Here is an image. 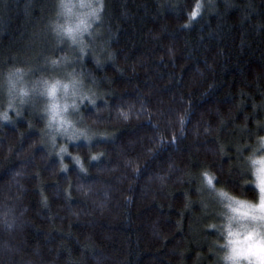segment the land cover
I'll use <instances>...</instances> for the list:
<instances>
[{"label": "clouds", "instance_id": "9594fccd", "mask_svg": "<svg viewBox=\"0 0 264 264\" xmlns=\"http://www.w3.org/2000/svg\"><path fill=\"white\" fill-rule=\"evenodd\" d=\"M110 4L54 0L44 25L53 53L0 70V264H125L76 232L95 244L100 221L131 209L135 194L154 201L185 184L206 219L213 264H264V100L233 123L231 143L221 139L234 109L207 103L214 64L201 67L183 47L218 30L230 36L243 57L237 95H250L264 81V0H137L115 21ZM137 20L129 39L124 25ZM178 57L192 64L187 85L182 73H163ZM230 149L238 186L221 166Z\"/></svg>", "mask_w": 264, "mask_h": 264}, {"label": "trees", "instance_id": "16d2710c", "mask_svg": "<svg viewBox=\"0 0 264 264\" xmlns=\"http://www.w3.org/2000/svg\"><path fill=\"white\" fill-rule=\"evenodd\" d=\"M53 3L54 0H0V70L8 65L35 62L42 55L53 53L52 41L44 29L52 14ZM135 3L137 0H111L113 20L120 18L123 9L136 11ZM138 15L142 16L143 12L140 11ZM139 23L137 20L131 27L124 25L129 39L139 31ZM128 47L131 49L130 45ZM183 47L184 51L195 57L201 67L205 61L214 64L215 72L208 73L202 87L206 88L209 82L215 83L214 93L210 94L207 101L213 110L219 107L220 112L227 115V109H234L235 120H228L220 132L221 139L231 143L235 136L231 131L233 123H240L252 112L253 104H261L264 100L259 95V92L264 91V81L255 92V86L249 87L247 91L250 95H237L245 87L238 83L239 77L235 75L238 68H243V57L236 50L232 38L219 30L205 38L189 37ZM131 51L135 52L136 49ZM191 67V63H184L178 57L176 68L169 65L163 73L167 78L169 71L180 72L187 85ZM193 91L198 92L199 89ZM258 115L264 116V105L258 109ZM208 118L213 123L218 119L212 113H208ZM35 123L39 126L38 120ZM33 134L38 135V132ZM212 142L209 140V143ZM230 152L232 154L221 161V166L231 168V174L225 179L238 186L240 177L233 166L234 150L230 149ZM45 191L47 192L46 185ZM185 191L190 197L188 201L183 199ZM252 195L249 190L248 196ZM185 203L190 204L191 208L186 209ZM47 211L40 210V215L35 219L40 221L41 216L47 218ZM51 211L59 212L60 206L53 204ZM55 223H61V216L56 217ZM203 223H206V219L194 196V186L185 184L182 188L176 185L171 194L157 193L154 201H149L142 193L135 194L131 209L116 207L112 216L100 221L103 228L96 230L95 244L83 241L79 232H76V236L86 246L96 248L98 245L99 251L111 250L112 255L124 260L125 264H213L212 257L208 254V240L201 228ZM64 226L67 227L66 221ZM78 227L79 225H73V231ZM36 230H46L45 225L38 223ZM157 230L163 235V239L154 235ZM53 235L58 233L53 232Z\"/></svg>", "mask_w": 264, "mask_h": 264}]
</instances>
